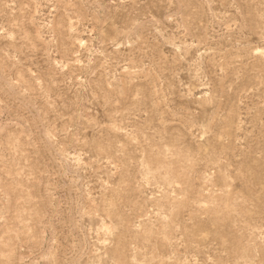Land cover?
<instances>
[{"label": "rangeland", "instance_id": "obj_1", "mask_svg": "<svg viewBox=\"0 0 264 264\" xmlns=\"http://www.w3.org/2000/svg\"><path fill=\"white\" fill-rule=\"evenodd\" d=\"M0 264H264V0H0Z\"/></svg>", "mask_w": 264, "mask_h": 264}]
</instances>
